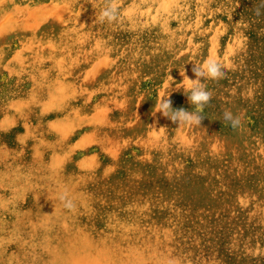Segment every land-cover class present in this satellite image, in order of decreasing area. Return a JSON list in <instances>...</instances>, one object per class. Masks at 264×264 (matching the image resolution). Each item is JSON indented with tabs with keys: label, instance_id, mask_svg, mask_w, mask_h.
<instances>
[{
	"label": "rangeland",
	"instance_id": "rangeland-1",
	"mask_svg": "<svg viewBox=\"0 0 264 264\" xmlns=\"http://www.w3.org/2000/svg\"><path fill=\"white\" fill-rule=\"evenodd\" d=\"M260 3L0 0V264H264ZM209 58L201 126L158 113Z\"/></svg>",
	"mask_w": 264,
	"mask_h": 264
},
{
	"label": "clouds",
	"instance_id": "clouds-1",
	"mask_svg": "<svg viewBox=\"0 0 264 264\" xmlns=\"http://www.w3.org/2000/svg\"><path fill=\"white\" fill-rule=\"evenodd\" d=\"M262 9H264V0H261L260 5L254 9L257 17L264 15ZM98 19L100 23L114 24L118 22L120 19L118 0H104V6ZM191 71L195 79L184 74V80L187 82L185 95L188 103L192 106V111L184 108H173L170 95L162 96L156 106L158 113L178 126H201L202 121L206 118L204 108L213 96V92L208 89L207 84L204 82L205 78L219 80L225 76L223 65L217 58H209L202 65H194ZM222 119L227 126L234 130H239L244 126V122L248 118L246 115L234 114L231 110H225L222 114ZM59 199L65 208L71 210L75 207L72 200L67 198L66 193L61 194Z\"/></svg>",
	"mask_w": 264,
	"mask_h": 264
}]
</instances>
